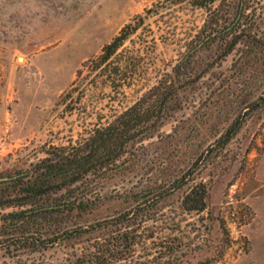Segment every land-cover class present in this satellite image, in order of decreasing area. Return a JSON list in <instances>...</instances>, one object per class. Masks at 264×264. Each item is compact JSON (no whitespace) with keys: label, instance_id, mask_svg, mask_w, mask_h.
<instances>
[{"label":"rangeland","instance_id":"rangeland-1","mask_svg":"<svg viewBox=\"0 0 264 264\" xmlns=\"http://www.w3.org/2000/svg\"><path fill=\"white\" fill-rule=\"evenodd\" d=\"M153 1L0 0V176L29 168L48 146L68 144L111 120L171 71L185 50L188 31L201 25L204 9L176 5L164 16L146 19L142 33L155 43L137 51L126 42L131 52L117 88L89 64ZM210 55L201 51L195 59L202 64ZM198 71L199 77L181 91L183 107L137 147L125 169L104 181L81 218L72 213L63 222H93L127 206L141 189L161 190L184 173L193 177L161 202L160 218L181 222L174 231L160 223L170 233L172 253L147 254L138 245L112 264H264V106L252 109L253 101L264 96V51L236 47L226 57L217 52V61ZM237 117L242 121L238 133L219 146L217 138ZM199 182L208 188L207 209L182 212L184 192ZM55 227L50 225V231ZM19 231L3 228L0 221V264H85L78 250L59 245L7 250L3 239L14 241ZM178 248L185 254L179 255Z\"/></svg>","mask_w":264,"mask_h":264},{"label":"trees","instance_id":"trees-1","mask_svg":"<svg viewBox=\"0 0 264 264\" xmlns=\"http://www.w3.org/2000/svg\"><path fill=\"white\" fill-rule=\"evenodd\" d=\"M176 5L204 9L205 17L201 25H194L195 29L188 31L185 50L171 71H165L155 84L114 114L111 120L96 124L68 144L48 146L43 150L44 156L31 163L29 168L0 176V210L9 209L0 214L1 226L22 228L21 232L15 233L14 241H10L12 237L3 239L7 242V250H39L59 245L78 250L80 263L85 264H112L128 253H134L138 245H142L147 254L157 253L164 257L172 253L173 247L168 246L167 241L170 233L163 231L161 224L174 231L181 228V222L160 218V214H164L160 207L166 196L193 180L186 173L161 190H139L127 206L110 216L73 226H65L63 222L72 213L81 218L100 196L104 181L125 169L124 164L136 157L137 147L155 136L183 107L181 91L199 77L200 66L216 62L217 52L226 57L236 47L264 51V0H155L143 13L124 24L100 53L89 60L91 68L104 72L113 88L123 84L120 76L126 65V53L131 52L126 42H131L137 51L149 41L153 47L155 38L149 40L142 33L146 19L164 16ZM132 35H136L137 41ZM205 50L211 51L212 55L202 65L195 57ZM113 59L123 60V64H113ZM79 74L80 71L77 76ZM74 84L63 96V101L71 95ZM260 99V102L253 101V110L264 106V96ZM241 124L238 117L234 119L217 138V144L227 145ZM208 196V188L203 182L192 184L184 192L179 207L182 212L204 211ZM52 224L56 226L54 232L49 228ZM179 238L181 243L182 236ZM176 251L179 255L185 254L181 248ZM210 263L205 260L198 264ZM139 264L159 263L146 261Z\"/></svg>","mask_w":264,"mask_h":264}]
</instances>
